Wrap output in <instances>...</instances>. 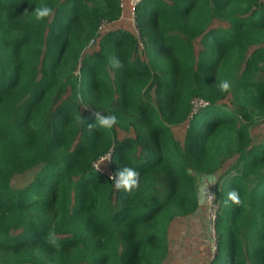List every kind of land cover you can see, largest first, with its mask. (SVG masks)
Listing matches in <instances>:
<instances>
[{
    "label": "trees",
    "instance_id": "obj_1",
    "mask_svg": "<svg viewBox=\"0 0 264 264\" xmlns=\"http://www.w3.org/2000/svg\"><path fill=\"white\" fill-rule=\"evenodd\" d=\"M121 9L0 0V264H162L208 175V264H264V0H139L129 28ZM94 111L118 122L88 128ZM123 165L130 191L109 179Z\"/></svg>",
    "mask_w": 264,
    "mask_h": 264
},
{
    "label": "rangeland",
    "instance_id": "obj_2",
    "mask_svg": "<svg viewBox=\"0 0 264 264\" xmlns=\"http://www.w3.org/2000/svg\"><path fill=\"white\" fill-rule=\"evenodd\" d=\"M122 9L121 16L119 18V24L124 28L131 26L129 18V10L125 11L124 3L128 5V9L132 10L129 0H121ZM183 133V129L176 130V135L180 137ZM119 135H124L123 132H119ZM251 135L256 141H264V121L258 123L251 129ZM107 161V160H106ZM229 161L225 163L224 169L229 166ZM100 167V166H99ZM102 171L106 169L105 166L100 168ZM105 172V171H103ZM32 173H26L22 175H16L11 179V183L14 186H21L24 182L31 177ZM200 183V180H198ZM207 189L201 183L198 185V198L200 200V207L196 210V214H199L195 223H191L194 228H188L187 231L180 232L178 229L184 225L187 219L180 217V221H171L172 231L169 228V237H167L168 253L162 264H208L209 255H212L213 251V238L209 230V215L206 205V197L209 196L212 191L213 183L206 184ZM204 192L203 201H201V192ZM178 219V217L176 218ZM190 224V220L188 222Z\"/></svg>",
    "mask_w": 264,
    "mask_h": 264
},
{
    "label": "clouds",
    "instance_id": "obj_3",
    "mask_svg": "<svg viewBox=\"0 0 264 264\" xmlns=\"http://www.w3.org/2000/svg\"><path fill=\"white\" fill-rule=\"evenodd\" d=\"M50 13V8L47 5H42L40 7H34L31 10V14L33 18L37 21L46 18ZM111 63L114 66L119 65V60L113 59ZM217 87L220 91H227L230 87V81L227 79L220 80ZM92 119L86 124L88 128L92 127H103V128H111L114 126L118 120L117 116L114 113H102V112H93ZM86 118L81 116L77 117V121L83 123ZM139 173L136 168L128 165H123L118 170L115 171L114 174L109 176L110 181L113 186L117 189H123L124 191H130L134 189L138 184ZM215 183V177L209 175L207 177V181L204 185V188L207 189L206 184ZM204 192H201V201H203ZM227 198L225 199V204L228 203H239L240 197L235 189H231L226 194Z\"/></svg>",
    "mask_w": 264,
    "mask_h": 264
},
{
    "label": "built area",
    "instance_id": "obj_4",
    "mask_svg": "<svg viewBox=\"0 0 264 264\" xmlns=\"http://www.w3.org/2000/svg\"><path fill=\"white\" fill-rule=\"evenodd\" d=\"M139 0H129L131 6H134ZM121 5H122V2H121ZM133 8V7H132ZM132 17H133V10H131V14H129V18L130 20L132 21ZM207 101L205 100H201V99H195L194 102H193V110L195 111L198 107L200 106H204L206 105ZM104 159H108L107 156H103L101 157L99 160H97L94 165L96 168H100L99 167V163L104 160ZM206 205H207V208H208V214L209 215V230L211 232V235H212V238H214V235H213V223H214V217H215V208H216V202H214L213 200V194H212V191L210 192L209 196L206 197Z\"/></svg>",
    "mask_w": 264,
    "mask_h": 264
},
{
    "label": "crops",
    "instance_id": "obj_5",
    "mask_svg": "<svg viewBox=\"0 0 264 264\" xmlns=\"http://www.w3.org/2000/svg\"><path fill=\"white\" fill-rule=\"evenodd\" d=\"M128 5H129V3H128ZM128 5L126 4V2L124 3V9H125V11H127V10H129V12H131V10H130V8L128 9ZM130 14V13H129ZM209 176V175H208ZM208 176H203V177H201L199 180H200V183H201V185H205V183H206V181H207V177ZM215 177V176H214ZM199 183V184H200ZM214 184V183H213ZM200 205H201V203H200V200H199V206H198V208L200 207ZM196 212V211H195ZM195 212H193L192 214H190V215H187V216H183V218H185V219H187V221H186V223L184 224V225H182L181 227H179L178 229L180 230V232H185V231H187L188 230V228L190 229V228H194V226L191 224V223H195V220H197V218H198V216H199V214H196ZM175 221H180L181 220V218L180 217H178V219H174ZM189 220H190V224L188 223L189 222ZM171 225V224H170ZM169 225V228L171 229V231H172V226H170ZM167 237H169V233H168V236Z\"/></svg>",
    "mask_w": 264,
    "mask_h": 264
}]
</instances>
